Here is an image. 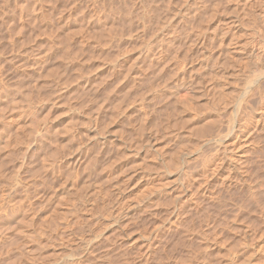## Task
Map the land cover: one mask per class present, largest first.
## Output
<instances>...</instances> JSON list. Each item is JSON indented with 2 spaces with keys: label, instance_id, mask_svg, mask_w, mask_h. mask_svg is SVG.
<instances>
[{
  "label": "rangeland",
  "instance_id": "rangeland-1",
  "mask_svg": "<svg viewBox=\"0 0 264 264\" xmlns=\"http://www.w3.org/2000/svg\"><path fill=\"white\" fill-rule=\"evenodd\" d=\"M255 48L264 0H0V264H264Z\"/></svg>",
  "mask_w": 264,
  "mask_h": 264
},
{
  "label": "bare ground",
  "instance_id": "bare-ground-1",
  "mask_svg": "<svg viewBox=\"0 0 264 264\" xmlns=\"http://www.w3.org/2000/svg\"><path fill=\"white\" fill-rule=\"evenodd\" d=\"M201 45H202V44H201ZM259 49H260V48H259ZM259 49H256V48H255V49L252 51L253 54H252L251 56L253 57V55H254V58H258V59H260V57H261L262 54H263V52H262L263 50L261 51V50H259ZM261 49H262V48H261ZM250 53H251V52H250ZM248 54H249V53H248ZM263 55H264V54H263ZM258 59H256V60H258ZM261 59H262V58H261ZM190 72H191V71H190ZM256 75H257V74H256ZM260 76H261V75H260ZM191 79H192V78H191ZM253 81H254V80H253ZM193 82H194V81H193ZM248 83H249V82H248ZM257 85H260V84H257ZM261 85H262V84H261ZM182 87H183V86H182ZM252 87H253V86H252ZM256 87H257V86H256ZM183 88H185V87H183ZM259 88H260V87H259ZM185 89H186V88H185ZM253 90H254V89H253ZM260 91H262V90H260ZM253 94H254V93H253ZM263 94H264V92H263ZM245 95H246V94H245ZM247 96H248V95H247ZM259 96H260V95H259ZM261 96H262V95H261ZM256 97H257V96H256ZM258 98H259V97H258ZM262 98H263V97H260V100H261L260 103L262 102ZM263 99H264V98H263ZM241 101H242V100H241ZM258 101H259V100H258ZM239 103H240V102H239ZM239 103H238V104H239ZM263 103H264V101H263ZM238 104H237V102H236V105H237V106H235V104H234L233 106L237 108V110H238V112H239V114H240V110H241V109L239 110V108H240L241 104H239V105H238ZM249 105H250V104H249ZM255 105H257V104H255ZM241 107H242V106H241ZM245 107H246V106H245ZM259 107H260V106H259ZM263 107H264V106H263ZM244 109H245V108H244ZM251 109H252V108H251ZM234 110H235V109H234ZM242 110H243V109H242ZM235 111H236V110H235ZM247 111H249V110H247ZM257 111H258V113H259V114L257 115V117L259 116L258 119L264 121V108H262V109L259 108ZM243 112H244V110H243ZM233 113H234V112H233ZM245 113H246V112H245ZM249 113H251V112H249ZM246 114H247V113H246ZM255 114H256V113H255ZM231 115H232V114H231ZM249 115H250V114H249ZM249 115H248V116H249ZM243 116H244V115H243ZM245 116H246V115H245ZM251 116H252V115H251ZM253 116H254V115H253ZM236 117H237V116H236ZM236 117H235V118H236ZM240 117H241V114H240ZM246 117H247V116H246ZM237 118H238V117H237ZM242 118H243V117H242ZM251 118H252V117H251ZM254 118H255V117H254ZM236 120H237V119H236ZM242 120H243V119H242ZM245 120H246V119H245ZM255 120H256V119H255ZM236 122H237V124H236V123L234 124V118H232V117H231V118L229 117V119L227 120V123H226V124H227V128H226V129H227L228 136H229V133L232 132V129H233L232 127H234V126H236V128L238 129L237 131H239V133L242 132L241 130L245 129V128H244L245 125L243 124L244 121L241 122V121L238 120V121H236ZM247 123H248V122H247ZM233 124H234V126H233ZM245 124H246V122H245ZM219 125H221V124H219ZM255 125H256V124H255ZM218 127H219V126H218ZM222 127H223V126H222ZM219 128H220V127H219ZM236 128H234V129H236ZM226 129H225V130H226ZM220 130H221V129H220ZM235 131H236V130H235ZM235 131H234V132H235ZM225 132H226V131H225ZM244 132H245V131H244ZM250 132H251V131H250ZM217 133H221V132H217ZM223 133H224V132H223ZM215 135H218V134H215ZM219 135H220V134H219ZM219 135H218V136H219ZM244 135H245V134H244ZM222 136H224V135H222ZM230 136H231V135H230ZM215 137H217V136H215ZM219 137H220V136H219ZM222 138H223V137H221V139H222ZM224 138H225V137H224ZM243 138H244V137H243ZM206 139H207V138H206ZM209 139H210V138H209ZM209 139H208V140H205V142H206V141L209 142ZM213 140H214V139H213ZM210 141H212V140L210 139ZM205 142H204V143H205ZM214 142H215V141H214ZM219 142H220V141H219ZM215 143H216V142H215ZM211 145H212V144H211ZM213 145H214V144H213ZM230 147H231V146H230ZM237 148H238V147H237ZM232 150H233V149H232ZM234 150H235V149H234ZM234 150H233V151H234ZM232 165H233V164H232ZM234 166H235V165H234ZM233 172H234V170H233Z\"/></svg>",
  "mask_w": 264,
  "mask_h": 264
}]
</instances>
